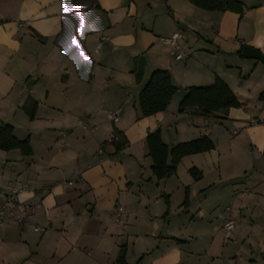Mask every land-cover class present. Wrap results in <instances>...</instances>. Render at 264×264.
<instances>
[{
    "label": "crops",
    "instance_id": "crops-1",
    "mask_svg": "<svg viewBox=\"0 0 264 264\" xmlns=\"http://www.w3.org/2000/svg\"><path fill=\"white\" fill-rule=\"evenodd\" d=\"M238 1L241 13L187 0H0V125L31 150L0 149V193L13 180L27 186L21 200L48 189L22 225L0 223V264H115L122 246L127 264H264V63L241 55L243 45L264 55V0ZM175 32L176 46L159 40ZM159 69L177 90L141 116L139 92ZM215 77L238 107L178 110L187 87ZM114 130L126 142L118 152ZM155 130L168 147L206 135L213 148L156 179L146 145Z\"/></svg>",
    "mask_w": 264,
    "mask_h": 264
},
{
    "label": "trees",
    "instance_id": "trees-1",
    "mask_svg": "<svg viewBox=\"0 0 264 264\" xmlns=\"http://www.w3.org/2000/svg\"><path fill=\"white\" fill-rule=\"evenodd\" d=\"M196 7L205 10L233 11L241 13L244 9L238 0H187ZM240 53V51H238ZM177 88L172 84L170 74L167 70H154L149 79L141 88L138 95V106L141 116H149L166 109L171 97ZM264 96V92L261 97ZM35 102L33 101V104ZM240 103L228 86L218 77L213 83L205 86H189L187 93L179 102L178 110L183 112L191 110L192 114L209 115L211 113L226 110L230 107H238ZM33 112V108H32ZM31 117L33 116L30 114ZM114 136L110 139L115 152L121 150L125 145V139L121 133L114 130ZM147 154L152 160L151 170L156 179L168 178L176 171L180 159L188 154L209 151L213 143L206 136L197 139L178 143L172 147L164 144L160 137L159 130L148 133L146 137ZM18 148L23 155H29L31 150L27 138L17 139L8 124L0 125V149L11 150ZM189 172L194 179L200 177V173L191 168ZM183 205L188 204V194L185 191ZM125 247H121L116 257L115 264H127L125 260Z\"/></svg>",
    "mask_w": 264,
    "mask_h": 264
},
{
    "label": "built area",
    "instance_id": "built-area-1",
    "mask_svg": "<svg viewBox=\"0 0 264 264\" xmlns=\"http://www.w3.org/2000/svg\"><path fill=\"white\" fill-rule=\"evenodd\" d=\"M21 26V24H20ZM180 38V34L175 32L170 36H162L159 38L160 41L177 45V40ZM185 57L183 52H179L176 55V59H180ZM108 120L116 123L118 121V115L116 112L109 111L107 113ZM68 184H71V180L67 181ZM27 190V186L25 184L20 183L17 180H13L8 185L7 192L0 193V223L7 220H14L19 225H22L27 219V213L33 208L38 207L42 201V194L46 192L48 189H43L41 192H34L31 196V201L21 200L19 198V194L23 191ZM19 212V214L16 213ZM122 206L120 204L116 205L113 215L115 222L120 224V216H121ZM226 211H230L229 208ZM234 220L230 217L226 218L222 223L221 230L225 239L230 237L231 231L234 227ZM35 231L41 232L44 230L42 226H35Z\"/></svg>",
    "mask_w": 264,
    "mask_h": 264
},
{
    "label": "water",
    "instance_id": "water-1",
    "mask_svg": "<svg viewBox=\"0 0 264 264\" xmlns=\"http://www.w3.org/2000/svg\"><path fill=\"white\" fill-rule=\"evenodd\" d=\"M241 55L244 58L248 59H257L264 63V55L260 53V51L257 48L250 47L248 45H243L241 48ZM68 77L67 73H64L60 76V81H64L65 78ZM30 84H32V80H29L26 84V89H30Z\"/></svg>",
    "mask_w": 264,
    "mask_h": 264
},
{
    "label": "snow or ice",
    "instance_id": "snow-or-ice-1",
    "mask_svg": "<svg viewBox=\"0 0 264 264\" xmlns=\"http://www.w3.org/2000/svg\"><path fill=\"white\" fill-rule=\"evenodd\" d=\"M65 13H69L71 11H77L78 12V9H70L68 8L67 6H65V9H64ZM81 19V29L79 30L82 34V31H83V17H80ZM72 47L73 48H76L78 49L79 51V56L81 58V60L83 61H88L89 57L84 53V51L80 48V45L78 44L77 40L75 39V37L72 38Z\"/></svg>",
    "mask_w": 264,
    "mask_h": 264
},
{
    "label": "rangeland",
    "instance_id": "rangeland-1",
    "mask_svg": "<svg viewBox=\"0 0 264 264\" xmlns=\"http://www.w3.org/2000/svg\"><path fill=\"white\" fill-rule=\"evenodd\" d=\"M187 37V36H186ZM185 37V38H186ZM188 38V37H187ZM189 39V38H188ZM214 50H215V52H216V49L214 48ZM145 57V59H146V56H144ZM222 204V203H221ZM176 213L177 214H175V217L177 218V224L180 226L181 224H184L185 223V217H184V215H183V213H185V212H181V210H177L176 211ZM186 220H188V218L186 217ZM222 234V233H221ZM220 234V236H219V239L222 237V235ZM224 237V236H223ZM207 239V238H206ZM223 239V238H222ZM208 240V239H207ZM230 241H232L231 243H237L236 241H235V239L234 238H231V239H229ZM228 240V241H229ZM221 241H223V240H221ZM229 241V242H230ZM199 242H200V238L197 240V244H199ZM222 243V242H221ZM220 243V244H221ZM219 244V245H220ZM239 244V243H238ZM240 245V244H239ZM234 246H235V244H229V249L230 250H234ZM232 248V249H231ZM229 250V251H230ZM242 251V250H241ZM215 252H216V250H215ZM231 252V251H230ZM229 259H231V258H229Z\"/></svg>",
    "mask_w": 264,
    "mask_h": 264
}]
</instances>
